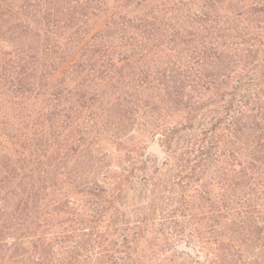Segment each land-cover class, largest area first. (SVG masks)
<instances>
[{"label": "trees", "instance_id": "1", "mask_svg": "<svg viewBox=\"0 0 264 264\" xmlns=\"http://www.w3.org/2000/svg\"><path fill=\"white\" fill-rule=\"evenodd\" d=\"M4 16L0 264L20 247L28 264L52 247L53 264H264V0H9ZM155 136L151 176L99 182Z\"/></svg>", "mask_w": 264, "mask_h": 264}, {"label": "rangeland", "instance_id": "2", "mask_svg": "<svg viewBox=\"0 0 264 264\" xmlns=\"http://www.w3.org/2000/svg\"><path fill=\"white\" fill-rule=\"evenodd\" d=\"M110 3H111V0H106L107 5H110ZM8 4H9V0H0V29L3 31V33L5 32V29L9 26V24H6L7 23L6 17L4 16V13L7 10ZM16 4H17V2H16ZM15 11H17V9H15ZM106 21H107V18L102 17L99 24H97L96 30L101 28L103 26V24H105ZM14 24H16V23L14 22ZM14 32L15 33H13V35H12L11 42L8 39V35H3V38L0 39V47L2 48L1 50H3L4 52H9L11 49H14L15 47L16 48L19 47V43H18L19 41H18V38L16 36V31H14ZM127 135H129V134H127ZM160 139L161 138L159 136H155L154 138H149V139L146 138L144 140L142 139V141H140V143L136 142L134 149H133L134 151L130 152L129 154L121 153V155H116L114 157V159L111 161L106 160V161L101 162V164L98 163L97 170L95 169L94 173L96 175L98 174L97 179L99 180V182L101 184L104 183L103 186L105 188L112 186L110 189H111V193H113V195H114L117 192L116 188L118 189L119 187H118L117 183H116V185H114V183H112V179H113V181L116 182L120 179L121 175L123 177L130 176L131 172L133 173V175H136L139 178L143 177V176L144 177L151 176L154 168L160 167L162 165V163L164 162L163 160L165 159L164 158V156H165L164 150H162V148L159 145ZM153 144H157L159 146V150L162 154L161 159H159L158 156H156L155 154L146 152L147 147L150 145H153ZM128 147H129V145H128ZM90 156H91V158H90ZM95 157H96V155H95L94 151H91L86 156L84 154V155H81V157H79V158L75 157V160H73V163L69 164L70 172H72V173L78 172L77 170H80V169H83L85 171L89 170L88 166H92L91 159L94 160ZM142 158L144 159L145 165L141 164ZM137 161H138V164H137ZM135 164H136V167H135ZM137 167H140V169L138 170ZM167 175H170V174L167 173ZM239 180H240V177H239ZM206 182H208V177H201V181L199 182V186L200 185L204 186L208 190L210 187L208 185L205 186ZM197 189H198V187H197ZM198 190H200V189H198ZM210 190L214 191V188L210 189ZM87 215H90L89 211H87L86 216ZM207 215H210V214H207ZM210 216H212V215H210ZM210 216H208L206 218H210ZM105 224L106 225L100 226L99 230L103 234L104 237H108L107 240H111L113 238H112V235H109V234H111L113 232V229H112V227L109 226L108 222H105ZM88 233L92 234L93 232L91 230V232H88ZM46 239H52V235H47ZM27 240L28 239H25L22 242L24 244H27V243H25V242H27ZM178 245H176V247ZM188 247L193 250L194 256H195V254L197 255V253H198L200 261L204 262L203 254L200 251L199 246L195 247L191 244ZM193 247H195V250ZM52 248L53 249L50 251L51 256L53 258L50 261L51 264L54 263L53 260L57 256L56 247H52ZM22 250H23V247L17 248L15 254L13 255V258H15L16 261H13V262L9 261L6 264H21V263L28 264V261H27L28 257H26L22 260H18L20 258V256H22ZM180 252L186 253L183 251H180ZM186 254H188V253H186ZM165 257L166 256H163L162 258L160 257L156 264H164V261H166ZM180 257L187 260V257L185 255H181ZM50 263H48V264H50Z\"/></svg>", "mask_w": 264, "mask_h": 264}, {"label": "water", "instance_id": "3", "mask_svg": "<svg viewBox=\"0 0 264 264\" xmlns=\"http://www.w3.org/2000/svg\"><path fill=\"white\" fill-rule=\"evenodd\" d=\"M146 152L155 154L156 156H158L159 159L162 158V154H161V152L159 150V146L157 144H153V145L148 146ZM176 248L180 251L188 253L192 257L194 256L193 250L189 247H186L184 244H179Z\"/></svg>", "mask_w": 264, "mask_h": 264}]
</instances>
